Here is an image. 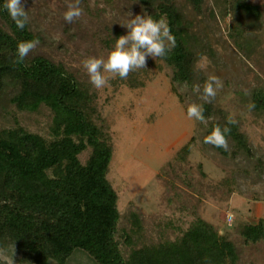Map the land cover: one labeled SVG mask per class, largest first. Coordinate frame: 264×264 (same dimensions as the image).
<instances>
[{
	"label": "rangeland",
	"instance_id": "rangeland-1",
	"mask_svg": "<svg viewBox=\"0 0 264 264\" xmlns=\"http://www.w3.org/2000/svg\"><path fill=\"white\" fill-rule=\"evenodd\" d=\"M181 22L187 27V45L196 59L190 84L176 86L183 105L170 90V70L155 69L132 89L110 85L95 89L96 107L108 125L112 158L107 179L115 190L121 215L119 228L127 232L130 215L140 220L141 230L131 234L133 247L172 240L195 216L226 234L236 251V264H264V241L245 245L234 230L238 223L264 220V112L249 111L250 91L264 88V0H250L259 7L258 19L244 17L243 46L228 38L229 17L220 3L205 1L199 13L185 0H171ZM28 24L41 42L32 50L61 62L89 82L82 61L107 57L104 38L135 15H148L137 3L126 0H80L81 16L65 23L63 13L72 0H22ZM131 14V15H130ZM209 76L222 87L209 98L214 108L234 119L251 147L250 160L220 156L204 143L205 131L213 115L203 123L186 116L189 104H200L201 91ZM193 86L199 89L193 92ZM0 101V129L20 125L44 133V113H10ZM193 137L186 162L175 153ZM258 163V164H257ZM233 181L228 194L226 181ZM235 185V187L233 186ZM236 188V189H235ZM228 216L232 219L229 221ZM129 233V232H128ZM121 250L126 254L123 236ZM13 255V256H12ZM31 264L20 260L12 247L0 250V260L9 264ZM67 264H93L83 253H75Z\"/></svg>",
	"mask_w": 264,
	"mask_h": 264
},
{
	"label": "trees",
	"instance_id": "trees-1",
	"mask_svg": "<svg viewBox=\"0 0 264 264\" xmlns=\"http://www.w3.org/2000/svg\"><path fill=\"white\" fill-rule=\"evenodd\" d=\"M147 10L153 19L163 16L175 46L164 58H146L145 67L129 72L126 79L112 78L110 85L136 88L155 69L170 70V90L183 105L176 86L190 84L196 56L187 45V27L171 0H126ZM199 13L207 0H185ZM220 3L229 17L228 38L243 46L241 19H258V6L250 0H209ZM3 0H0L2 5ZM123 30L114 29L102 44L108 53ZM41 38L27 23L17 29L0 7V101L10 113H44V133L31 131L14 119V126L0 129V250L12 247L20 260L31 264H67L77 252L93 264H236V251L226 234L195 216L172 240L133 247L131 234L141 230L140 220L130 215L129 233L119 228L118 197L107 175L112 158L108 125L96 107L95 88L61 62L32 50L15 59L20 41ZM244 47V46H243ZM209 102L201 103L204 120L213 115L205 131L226 124V116ZM255 113L264 112V88L250 91ZM227 150L210 147L226 158L250 160L251 147L237 124L227 125ZM193 137L174 155L186 162ZM258 164V163H257ZM233 181H226L228 194ZM235 187V185H233ZM236 189V188H235ZM234 230L243 244L264 241V220L238 223ZM128 252L124 254L118 232ZM0 264H7L0 260Z\"/></svg>",
	"mask_w": 264,
	"mask_h": 264
},
{
	"label": "clouds",
	"instance_id": "clouds-1",
	"mask_svg": "<svg viewBox=\"0 0 264 264\" xmlns=\"http://www.w3.org/2000/svg\"><path fill=\"white\" fill-rule=\"evenodd\" d=\"M79 2L80 0H72L71 3L67 4V10L63 13L65 23H72L80 18L82 10L79 7ZM0 7L7 12L17 29H24L28 23V15L24 10L22 0H3ZM121 26L126 28L127 32L114 39L113 49L106 58L88 57L81 62L90 84L95 89L106 86L110 78L126 79L129 72L145 67L146 58H164L169 49L175 46V37L171 34L169 24L163 16L153 19L150 15H135L128 20L127 24ZM39 42L38 38L18 42L15 50L16 61H23ZM222 86L219 78L209 76L204 82L202 90H200V98L209 102V98H214L216 90ZM198 90L197 86H193V92ZM254 107V103L247 105L249 111ZM203 111L202 105L192 103L186 109V116L203 123L205 119ZM235 123L234 119L226 118L225 126L223 128L214 127L204 137V143L210 144L214 148L227 150L226 137L230 131L227 125ZM12 256L8 258L9 264H13Z\"/></svg>",
	"mask_w": 264,
	"mask_h": 264
},
{
	"label": "built area",
	"instance_id": "built-area-1",
	"mask_svg": "<svg viewBox=\"0 0 264 264\" xmlns=\"http://www.w3.org/2000/svg\"><path fill=\"white\" fill-rule=\"evenodd\" d=\"M232 219V217L231 216H228V220L230 221Z\"/></svg>",
	"mask_w": 264,
	"mask_h": 264
}]
</instances>
